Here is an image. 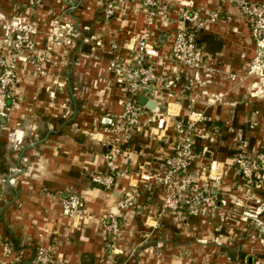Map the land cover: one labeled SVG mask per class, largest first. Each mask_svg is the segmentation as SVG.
I'll list each match as a JSON object with an SVG mask.
<instances>
[{"label": "crops", "instance_id": "obj_1", "mask_svg": "<svg viewBox=\"0 0 264 264\" xmlns=\"http://www.w3.org/2000/svg\"><path fill=\"white\" fill-rule=\"evenodd\" d=\"M243 1L251 0H161L150 18L132 0L106 19L107 0H0V55L17 72L14 103L0 92V264H41V246L51 264H250L264 257V183L250 185L232 165L240 137L250 148L264 145V73H246L254 46ZM186 8L219 12L198 33L210 76L200 72L183 94L155 82L141 123L122 140L117 165L126 174L107 189L92 176L109 170L114 134L104 127L123 112L128 88L109 62H126L148 31L157 69L169 77L181 72L171 44ZM17 19L36 22L38 47L52 48L44 77L34 78L27 53H11L3 41ZM56 32L62 38L52 40ZM178 123L195 127L196 181L185 192L211 199L198 208L165 207L171 188L160 178L181 139ZM72 191L86 202L83 216L62 212ZM129 196L134 203L122 207Z\"/></svg>", "mask_w": 264, "mask_h": 264}, {"label": "built area", "instance_id": "obj_2", "mask_svg": "<svg viewBox=\"0 0 264 264\" xmlns=\"http://www.w3.org/2000/svg\"><path fill=\"white\" fill-rule=\"evenodd\" d=\"M132 0H107L104 8V16L109 19L113 16L119 2H129ZM147 8L149 17L156 14L157 4L161 0H139ZM240 11L250 32V38L254 46V56L251 62L254 72L264 73V1H243L240 3ZM219 18L218 11H210L206 14L200 9H183L180 19L183 26L172 34L171 55L181 67V72L174 76H167L160 72L153 62L156 49L151 43L150 33L147 31L137 39L136 49L126 62L115 57L109 62V70L119 76L121 80L127 81L128 88L126 99L123 103V112L109 119V123L104 127L106 131L112 132L114 136L107 143L106 160L109 170L105 173L92 176L93 182L103 185L107 189H112L116 177L126 174V169H120L117 165L118 156L122 153V140L128 136L133 129L141 123L144 114V104L140 102V97L149 98L156 89V81L164 83L165 88L179 86L181 94L188 92L196 86L198 74L206 73L210 76V66L206 63V54L202 45L198 41L199 31L208 23L216 22ZM38 29L34 22L25 19L14 20L10 25L5 26L3 41L14 54L27 53L25 60L28 64L38 68L37 76L46 75L39 63L52 60L51 53L44 54L38 48ZM57 34V32H56ZM117 49V45H113ZM52 52V48H50ZM251 71V72H253ZM40 74V75H39ZM234 79V76H230ZM17 81L16 65L8 60L3 54L0 55V92L4 100L15 98V84ZM192 114H194L192 112ZM193 124L185 126L177 124V129L181 136L176 144L172 155L167 159L166 167L161 181L171 188L165 199V207L177 210L181 203L189 208H198L201 204L210 203L209 197L203 196L195 190L191 193L185 191L192 190L195 185L196 175L190 170V163L194 156L193 136L195 133ZM237 163L242 174L254 179L257 172L263 170L264 166L257 160H250L246 156L238 158ZM220 178V177H219ZM185 192V193H182ZM184 195V197L182 196ZM134 203L133 196L120 201L122 207H129ZM86 208L85 200L76 192L72 191L62 200V212L67 216H83ZM113 232L119 231L117 221H112ZM7 250V249H6ZM9 252V250H8ZM36 261L41 264L50 263V252L48 248L41 246L37 250ZM2 264H14L4 262ZM250 264H264V257L255 259Z\"/></svg>", "mask_w": 264, "mask_h": 264}, {"label": "rangeland", "instance_id": "obj_3", "mask_svg": "<svg viewBox=\"0 0 264 264\" xmlns=\"http://www.w3.org/2000/svg\"><path fill=\"white\" fill-rule=\"evenodd\" d=\"M12 21H14V20H12ZM31 22H33V21H31ZM34 23L36 24V22H34ZM37 29H38V33H39V27H38V25H37ZM58 38H62V37L59 36L58 34L54 33V37H53L52 40L58 39ZM38 48L40 50H42V52L44 54L51 53V55H52V60H48V61H44V62H40L39 63L40 67H42L44 69L45 73L47 74V72H48L47 71V67L50 64H53L54 63L53 62V52H50L51 51L50 50L51 47H38ZM30 66H33V65L30 64ZM29 70H30L29 71L30 74L34 78H41V77H44L45 76V75L41 76L40 74H39L40 76H37L38 75L37 74L38 68H36L34 66H33V69L32 70L30 68H29ZM251 71H253L252 64L249 65V68L247 69L246 73L247 74L258 73V72H254V71L251 72ZM15 86H16V84H15ZM14 100H16V98H14ZM14 100L13 99H7L6 101H9L10 103L13 104L14 103L13 102ZM255 125L256 124L254 122H252L247 128L241 129V131L244 132L245 129H250L251 130V129H253L255 127ZM243 155L246 156V158H249L250 160H257L261 164V166H264V145L263 146H260V145L258 146L257 145L254 148H250V144H248V141L244 137H242V138L240 137L238 139V141L236 143V146H235V149H234V157H233L234 160H233V163L232 162L231 163H232L233 167H235L239 171V173H241V174H242V172L239 169V165L237 163V160H238V158H240ZM224 165H227V164H223L222 165V163H219L217 165V167L218 166L219 167L220 166H224ZM257 174H258V176H256L254 179H249V178L245 177L243 174H242V176L246 180L249 181V184L250 185L257 186V188H259L262 185V183H264V173H263V170L258 171ZM219 198L221 199V197H219Z\"/></svg>", "mask_w": 264, "mask_h": 264}, {"label": "water", "instance_id": "obj_4", "mask_svg": "<svg viewBox=\"0 0 264 264\" xmlns=\"http://www.w3.org/2000/svg\"><path fill=\"white\" fill-rule=\"evenodd\" d=\"M140 102L145 105V104L149 103L150 100L147 97L142 96V97H140Z\"/></svg>", "mask_w": 264, "mask_h": 264}]
</instances>
